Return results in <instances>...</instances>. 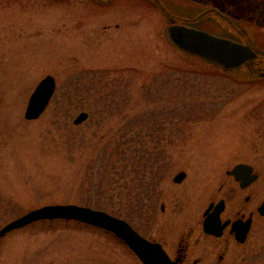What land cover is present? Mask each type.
Returning <instances> with one entry per match:
<instances>
[{"label": "rangeland", "instance_id": "1", "mask_svg": "<svg viewBox=\"0 0 264 264\" xmlns=\"http://www.w3.org/2000/svg\"><path fill=\"white\" fill-rule=\"evenodd\" d=\"M214 1L242 13L237 0ZM167 23L150 0H0V227L44 204L77 203L143 235L157 224L145 216L146 189L158 210L161 192L172 200L225 165L264 162V82L174 48L161 34ZM217 25L204 27L228 30ZM245 31L264 50V26ZM46 74L55 91L25 119ZM180 169L189 176L176 185ZM261 241L237 264H264ZM0 264L142 263L108 233L44 220L0 239Z\"/></svg>", "mask_w": 264, "mask_h": 264}, {"label": "flooded vegetation", "instance_id": "2", "mask_svg": "<svg viewBox=\"0 0 264 264\" xmlns=\"http://www.w3.org/2000/svg\"><path fill=\"white\" fill-rule=\"evenodd\" d=\"M205 2L188 1L187 5L212 9L240 27L264 26V0H237L242 12L238 16L230 14L226 5ZM195 23L204 27L217 21L207 16ZM239 163L242 165L237 166ZM179 171L185 175L181 181H173L176 185L189 176L188 170ZM150 191L146 189L143 196L148 206L145 216L156 219L157 224L143 237L160 244L176 264H237L257 246L256 242L262 240L259 244L264 247V162L246 160L225 165L203 185L192 188L193 193L181 190L172 200L161 192L158 210Z\"/></svg>", "mask_w": 264, "mask_h": 264}, {"label": "water", "instance_id": "3", "mask_svg": "<svg viewBox=\"0 0 264 264\" xmlns=\"http://www.w3.org/2000/svg\"><path fill=\"white\" fill-rule=\"evenodd\" d=\"M150 1L158 6L168 18L167 25L161 31L163 39L168 44L203 62L215 65L236 78L242 79L243 76L244 79L255 78L247 70L253 73V76L264 78V50L254 46L250 36L245 31L246 28L238 26L237 23L235 25L227 18L211 11L212 9L205 10L193 6L194 9L192 10L189 8L191 6L187 4L176 9L174 4L177 2L175 1L170 2L172 8L168 6V1ZM183 9L188 13L182 12ZM207 16L216 20L219 27H222L221 24L223 23L224 28L229 31L209 30L195 23V21H200ZM236 72L240 73L236 75L234 74ZM55 87L56 81L51 74H46L37 82L27 100L24 111L25 119L30 120L39 117L52 97ZM87 115L86 111H81L76 115L73 122L78 124ZM241 165V163L237 164V166ZM184 175V171L177 172L173 181H181ZM261 211H264V203ZM42 220L73 221L109 233L125 245L142 264H176V261L167 255L160 244L144 238L123 218L112 215L105 210L77 203H50L32 208L1 226L0 239L13 230Z\"/></svg>", "mask_w": 264, "mask_h": 264}, {"label": "trees", "instance_id": "4", "mask_svg": "<svg viewBox=\"0 0 264 264\" xmlns=\"http://www.w3.org/2000/svg\"><path fill=\"white\" fill-rule=\"evenodd\" d=\"M205 64H207V65H210V64H208V63H205ZM214 66V65H213ZM223 72V71H222ZM247 72L252 76V77H255V78H252V80L253 81H263L264 82V78H258V76L256 77V76H253L254 74L253 73H251L249 70H247ZM247 73V74H248ZM227 74V73H226ZM227 75H229V74H227ZM244 80H249V79H244ZM151 136H153V134H151ZM137 146H142L143 147V144H139V145H135L134 147H133V149H136L137 148ZM142 150H143V148H142ZM141 150V152H143ZM98 209H101V208H98ZM103 210V209H102ZM111 214H114V215H116V216H119V217H121V218H123V219H125V217H122L121 215H119V214H116V213H113V212H110ZM125 220H127V219H125Z\"/></svg>", "mask_w": 264, "mask_h": 264}]
</instances>
